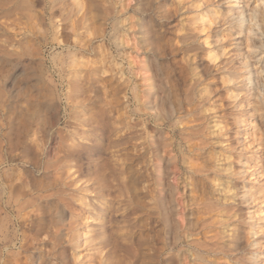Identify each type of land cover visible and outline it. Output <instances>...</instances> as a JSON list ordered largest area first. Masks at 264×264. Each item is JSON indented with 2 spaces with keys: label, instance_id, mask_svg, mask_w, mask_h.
<instances>
[{
  "label": "rangeland",
  "instance_id": "1",
  "mask_svg": "<svg viewBox=\"0 0 264 264\" xmlns=\"http://www.w3.org/2000/svg\"><path fill=\"white\" fill-rule=\"evenodd\" d=\"M69 2V9L87 3L88 17L104 13V0ZM238 2L132 4L141 25L138 36L147 41L149 54H140L139 60L148 56L158 63L176 104L187 95L198 99L194 120L182 114L183 148L190 150L182 163L207 185L193 189L199 178L184 173L189 199L232 209L230 218L211 217L220 240L211 239L214 232L203 238L195 228L189 239L221 251L239 230L241 252L219 255V261L264 264V197L259 192L264 133L258 113L252 117L258 104L250 102L257 98L264 104V83L257 64L247 57L264 59L263 51L255 53L248 45L251 37L264 39V21H253L259 31H251L244 17L236 22ZM254 2L264 11V0ZM44 5L45 0H0V264H214L206 252L203 262L192 255L185 261L183 253L171 249V183L178 180L171 175V151L163 144L168 132L160 130L159 122L135 115L134 103L126 107L123 91L107 93L108 73L89 74L105 58L109 46L101 33L110 34L111 27L90 19L96 34L83 36L90 45L87 52L62 41L61 48L63 37L53 38L62 28L60 18L52 25L36 20ZM47 25L52 39L45 44L39 33ZM210 51L222 61L220 68L211 66ZM68 54L77 61L71 68ZM60 56L63 78L56 67ZM242 60L248 61L246 76L238 84L226 82L227 71ZM183 76L196 81L191 92L183 91ZM138 82L149 83L137 77ZM239 88L243 105L235 97ZM189 217L193 224L198 220L192 213Z\"/></svg>",
  "mask_w": 264,
  "mask_h": 264
},
{
  "label": "bare ground",
  "instance_id": "2",
  "mask_svg": "<svg viewBox=\"0 0 264 264\" xmlns=\"http://www.w3.org/2000/svg\"><path fill=\"white\" fill-rule=\"evenodd\" d=\"M132 1L133 0H104L105 5L102 7L104 8V13H101V18H99V15H90L88 17L90 14L89 11L91 10H89L87 3L85 4L83 2H79L69 9V0H45V5L37 16L38 19H36V16L31 13L29 17L30 25L32 28H34L35 19L40 22L39 24H42V22H46L47 24L48 20L51 24L54 23V19L59 17L60 22H62V28H60L61 30L55 32L53 38L58 40L59 37H63V40H58L59 45L62 41L64 42V45H67L69 48H74L80 53H85L86 47H90V45L82 39L83 36L96 34V32H91L90 30L91 23H87L90 19L101 21V26H106V29L111 27L112 32L110 34L107 33L106 30H102L103 33H101L103 36L102 40H104L109 46V48H107V53H105V58H103V62L100 63L99 66L93 68L89 74L98 75L100 71L101 73H108V75L105 77V79L108 81L106 87H109L106 92L115 95L117 92L123 91L124 98L128 104L126 107H130L131 102L132 104L134 103L135 115L139 117L147 116L149 121L151 119L152 121L159 122L160 130L166 131L169 134L168 137L164 136L165 138L163 139V144L167 151H171V157H169L171 160V175L176 177L178 180V182L175 184L171 183V249L173 251H179L181 254L183 253L185 255L183 259L185 261H187L192 255L194 256V261L203 262L206 257L204 256L206 252L207 254L214 256V264H222L221 261H219V259H221L219 255H223L224 257L229 255L228 253L231 251L239 252L242 250L243 246L239 230H237V232L232 235L228 248L221 249V251L209 248L210 246H208V249L204 248L203 243L194 242L189 239L193 235L192 231L195 228L197 230L195 234L200 235L203 238L207 237L209 233L214 232L211 239H216L217 241L220 240L221 237H219V233L215 232L216 222L215 220L211 221V217L216 214L218 216L230 218V213L232 211V209L229 208V205H214L203 200L199 202H191L189 199L188 191L190 188L186 182V179L184 180L183 178L184 173L189 172L195 178H199V182L197 181L196 183H193V189L202 190V188L204 189L207 185L206 179L202 177V175L197 174V171L192 167L188 169L182 163V161H184L185 154L190 152L188 148H183V146L186 145V139L183 137L181 129L182 127H180L185 120V118H182V114L186 113V119L189 118L190 120H194L195 111L198 107V99L195 100L193 97H188L187 95L183 100H180V102L176 104L173 90L171 89V84L164 83L163 79H161L162 69L159 65H157L158 63L152 62L148 56L145 60H139L140 54H148L146 51L147 41L141 39V37L138 36V31L140 30L141 25L138 18H135L136 9L132 4ZM239 2L238 10L235 12L237 17L234 18V20H236V22H240L242 20L241 18L244 17L252 24L249 27L251 31L261 30V28L255 27L256 23L254 24L253 21H264L263 9L258 10V5L255 4L254 0H239ZM258 12L260 13L259 15H257ZM74 16L76 17L74 18ZM227 22L228 21H225V23ZM49 26L42 33H39L40 39L45 44L50 43V39H52L50 30L51 28ZM136 27H138L137 30L135 29ZM239 27L240 32L242 33V24H239ZM249 41L250 44L248 45L255 49V53L257 51H259V53H262V51L264 52V39H256L254 36L249 38ZM70 57L72 56L68 54L67 59L69 58V61L67 65L69 68L77 64V61L75 63V60H71ZM209 57L213 64L211 66L213 68H220L222 61L218 60V55L210 51ZM247 57L250 60L252 59V61H255L254 63L257 64L255 70L261 74V78L264 83V59L253 60L254 55ZM119 58L123 60L122 63H119ZM124 60H126V63L129 67H125L126 65ZM100 61H102V59ZM64 62L65 60L63 58L61 59V56L56 62L57 71L59 72L61 78H63V74L65 75V66H63ZM247 62V60L239 61L235 68H230L225 76V81L228 83L233 81L237 84L241 82L240 79L242 74L246 76L247 73V71H245ZM105 65H108V67L105 68ZM231 69H235L237 71H230ZM151 70L153 72L152 74H149ZM142 71H144V73H142ZM249 71H251V68H249ZM137 77H139V80L146 82L149 81V83L139 84L138 82L137 84ZM180 82V85L185 87L183 88L184 92H191V89H193L194 85L196 84V81H194V83H189V78L187 76H183L180 79ZM176 84H178V82ZM181 86L178 85V87ZM239 89L240 90L238 94H235V97H240L239 105H243V102H245V95L242 93L243 88ZM247 90L248 91H246L245 94H250V88ZM250 102L252 104H258L257 109H255V111L252 113V117L255 118L256 116L254 113H258L260 118L259 122L264 133V104H262V102L257 98ZM188 106L191 107V110H187ZM125 112H128V110ZM176 117L179 118L175 121ZM131 127L132 126H128L127 131L132 129ZM166 132L165 135H167ZM192 150H196V144L193 146ZM167 151L165 150V153H167ZM261 168V171H264L263 164L261 165ZM128 182L129 178L127 185ZM226 187L231 189L230 186ZM259 192L263 193V196L261 197H264V185L260 188ZM191 213L198 218L195 224L191 222V217H189V214ZM173 215H175L176 218H172ZM177 215H179V219H177ZM183 245L187 246L186 250L183 249ZM173 259V261H176L175 258ZM173 261L172 263H175Z\"/></svg>",
  "mask_w": 264,
  "mask_h": 264
}]
</instances>
